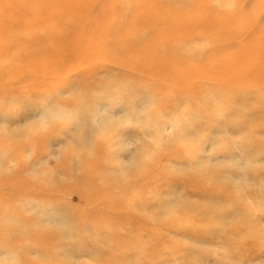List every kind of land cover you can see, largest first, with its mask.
<instances>
[{
    "label": "rangeland",
    "instance_id": "rangeland-1",
    "mask_svg": "<svg viewBox=\"0 0 264 264\" xmlns=\"http://www.w3.org/2000/svg\"><path fill=\"white\" fill-rule=\"evenodd\" d=\"M147 1L241 25L0 63V264H264V0Z\"/></svg>",
    "mask_w": 264,
    "mask_h": 264
},
{
    "label": "bare ground",
    "instance_id": "bare-ground-1",
    "mask_svg": "<svg viewBox=\"0 0 264 264\" xmlns=\"http://www.w3.org/2000/svg\"><path fill=\"white\" fill-rule=\"evenodd\" d=\"M125 6V14L115 15L116 10ZM181 9L169 6L157 11L155 4L147 0H0V63H27L30 74L36 76L41 69L44 77L49 68H59L72 60L74 54H80L79 57L84 60L92 59L91 55L99 50L104 37H117L111 36L110 30L120 35L129 31L159 33L158 43L165 41L160 39L165 33L158 32L157 28L164 25L162 32L170 28L177 31L181 25L174 23L182 17L194 21L189 26L203 29L219 24L224 30H233L235 25H241L240 19L232 14L208 11L207 16L203 13L191 16L190 11L185 15L179 13ZM210 22L213 25L206 26ZM34 31L38 33V38L32 35ZM33 43L49 50L71 49L60 57L53 56L51 61L48 60L52 66L44 65L45 61H31L30 54L26 58H9L4 53L6 49L24 48ZM145 60L146 56L138 64L145 66ZM134 67L139 69L136 65Z\"/></svg>",
    "mask_w": 264,
    "mask_h": 264
}]
</instances>
